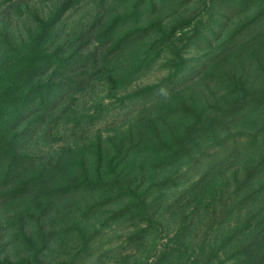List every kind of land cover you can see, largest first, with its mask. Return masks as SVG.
I'll return each mask as SVG.
<instances>
[{"label": "rangeland", "instance_id": "1", "mask_svg": "<svg viewBox=\"0 0 264 264\" xmlns=\"http://www.w3.org/2000/svg\"><path fill=\"white\" fill-rule=\"evenodd\" d=\"M34 40L0 101V264H264V0H0V87Z\"/></svg>", "mask_w": 264, "mask_h": 264}, {"label": "trees", "instance_id": "2", "mask_svg": "<svg viewBox=\"0 0 264 264\" xmlns=\"http://www.w3.org/2000/svg\"><path fill=\"white\" fill-rule=\"evenodd\" d=\"M36 41V44H34V46L30 49V51L28 52L27 56H28V60L19 62L18 60L15 61L16 63H18V65L24 66L25 68L22 69L20 68V70H18V76L16 75V77L14 78V82L12 83H7L6 85H3L0 87V101L2 99L4 100H8L14 97V94L17 92L18 88L21 86L20 82L21 80L25 77H33L35 75V71H34V67L35 65L39 62L40 60V54H41V50L39 49V46L41 45V43H37L38 40H34ZM39 42V41H38ZM46 51L45 49L42 50V52ZM2 68H7L6 66L2 67ZM4 73V69L0 70V75L2 76V74ZM4 87V88H3ZM11 142V138H8L5 133H4V129L1 127L0 125V156L2 157L3 155H5L6 153H12V154H16L15 153V149L13 148V145H9V143ZM108 166H115L113 164V162H109L107 164ZM125 177V176H124ZM99 184H103L101 186H110V190H117V193L115 195L109 196L108 198H106V204L107 205H111L116 203L118 200H124L127 195H124L125 190L129 189L131 190V179L130 178H125L123 180V177H119V176H114V177H110V175H103V174H99V176L97 177ZM89 179L93 180L91 177H89ZM73 181H77L76 184H82L79 180L78 177H74L72 179ZM85 183H93V181H88V177H86V180L84 181ZM83 182V183H84ZM123 184V188L120 187V184ZM75 184V183H74ZM72 186V185H69ZM101 188V187H100ZM109 190V191H110ZM25 195H29V192H21L19 194L16 195V197H22ZM92 199H94L96 201V199L93 197V195H90ZM28 197V196H25ZM37 205L40 208H43L41 206V200L37 201ZM23 209V207H21ZM29 207H27L25 210H28ZM25 213V212H24ZM51 214V212H49ZM46 212L42 211V213L37 214L35 210L32 209V213H30L29 215L25 213V216H28L29 220L30 218H34L36 220H41L42 218L45 220L46 218ZM45 216V217H44ZM48 220V219H47ZM49 221V220H48ZM50 222V221H49ZM43 225L45 226V223H43ZM50 225V224H49ZM44 227H40V231H44L43 229ZM26 261V258L23 257ZM7 262V261H4ZM9 264H19L18 262H15L13 260L9 261Z\"/></svg>", "mask_w": 264, "mask_h": 264}]
</instances>
